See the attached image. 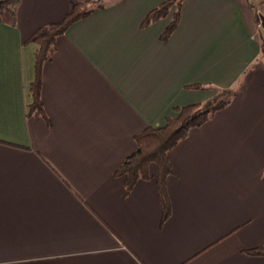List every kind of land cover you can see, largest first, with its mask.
I'll return each instance as SVG.
<instances>
[{
  "label": "crops",
  "instance_id": "1",
  "mask_svg": "<svg viewBox=\"0 0 264 264\" xmlns=\"http://www.w3.org/2000/svg\"><path fill=\"white\" fill-rule=\"evenodd\" d=\"M80 0H20L0 21V264H264V0H104L57 37L30 114L40 27ZM92 1V0H90ZM233 88L156 179L116 171L174 108Z\"/></svg>",
  "mask_w": 264,
  "mask_h": 264
},
{
  "label": "trees",
  "instance_id": "2",
  "mask_svg": "<svg viewBox=\"0 0 264 264\" xmlns=\"http://www.w3.org/2000/svg\"><path fill=\"white\" fill-rule=\"evenodd\" d=\"M19 2L20 0H0V21L6 10L14 13ZM181 3V0H167L148 13L143 25H149L167 16L172 6L175 5L177 9L172 21L162 35L163 39L168 38L178 24ZM103 5L104 0H80L73 5L72 11L63 20L38 28L27 40V42L38 45L35 54V79L30 89L32 96V102L29 105L30 114L45 115L41 99L42 67L55 52L57 37L65 33L72 23L88 16L93 10ZM234 93L233 88L220 89L215 96L205 101L175 107L174 115L167 116L164 125L149 126L136 136L137 149L115 172L116 175L123 177L126 191L130 192L139 180L151 178L150 165L151 163L156 164L159 198L163 206L162 221H165L171 214L166 181L174 169L168 157L169 150L184 139L191 128L201 126L213 113L226 106ZM247 253L264 256V244L247 250Z\"/></svg>",
  "mask_w": 264,
  "mask_h": 264
}]
</instances>
